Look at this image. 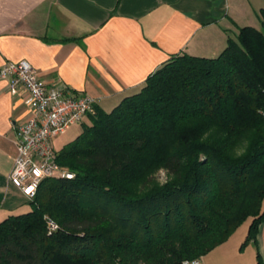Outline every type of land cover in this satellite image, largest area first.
I'll use <instances>...</instances> for the list:
<instances>
[{"label":"trees","instance_id":"trees-1","mask_svg":"<svg viewBox=\"0 0 264 264\" xmlns=\"http://www.w3.org/2000/svg\"><path fill=\"white\" fill-rule=\"evenodd\" d=\"M260 20L215 57L172 55L112 110L95 103L57 149L75 176L44 179L0 221V264H183L248 218L264 264V8Z\"/></svg>","mask_w":264,"mask_h":264},{"label":"crops","instance_id":"crops-1","mask_svg":"<svg viewBox=\"0 0 264 264\" xmlns=\"http://www.w3.org/2000/svg\"><path fill=\"white\" fill-rule=\"evenodd\" d=\"M263 8L264 0H0V65L27 59L48 86L64 83L110 111L172 55H219L239 27L261 26ZM23 95L0 80V221L24 205L9 178L28 114ZM258 244L264 256V224Z\"/></svg>","mask_w":264,"mask_h":264},{"label":"built area","instance_id":"built-area-1","mask_svg":"<svg viewBox=\"0 0 264 264\" xmlns=\"http://www.w3.org/2000/svg\"><path fill=\"white\" fill-rule=\"evenodd\" d=\"M0 80H9L14 89L24 87L28 114L16 128L17 155L9 178L27 199H33L44 179L75 176L58 163L54 139L94 114L96 100L64 83L48 86L27 59L0 65ZM49 228L54 231L58 224L51 220Z\"/></svg>","mask_w":264,"mask_h":264},{"label":"rangeland","instance_id":"rangeland-1","mask_svg":"<svg viewBox=\"0 0 264 264\" xmlns=\"http://www.w3.org/2000/svg\"><path fill=\"white\" fill-rule=\"evenodd\" d=\"M83 122H90L88 117H85ZM82 123L71 126L66 132L58 135L54 139L56 149H61L71 140H73L83 129ZM157 178L160 182H164L167 175L164 171L157 173ZM23 200V206L20 211L27 212L30 208L29 200L24 196H20ZM251 218L245 220L223 243L217 245L207 252L200 260L199 264H257L258 246L248 240V230Z\"/></svg>","mask_w":264,"mask_h":264}]
</instances>
